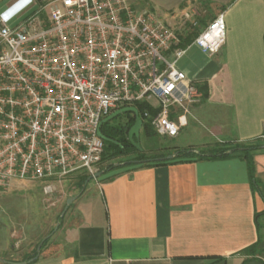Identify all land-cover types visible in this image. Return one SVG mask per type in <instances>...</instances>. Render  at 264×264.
Wrapping results in <instances>:
<instances>
[{
  "label": "crops",
  "instance_id": "1",
  "mask_svg": "<svg viewBox=\"0 0 264 264\" xmlns=\"http://www.w3.org/2000/svg\"><path fill=\"white\" fill-rule=\"evenodd\" d=\"M15 1L0 0V12ZM143 1L169 13L164 22L183 38L195 30L185 13L199 19V28L224 13L220 51L209 54L192 42L177 61L190 81L207 85L208 95L190 106L177 135L192 123L194 131L204 128L202 140L182 139L176 147L264 136V0ZM143 6L136 8L148 9ZM254 158L264 181V149ZM96 183L95 198L83 194L82 186L66 196V202L76 196L72 211L67 216L70 208H64L48 234L53 221L38 216L42 181L15 180L0 192L7 215L0 219V264H264V226L259 231L256 222L264 201L253 193L242 157L125 166ZM259 235L257 251H243ZM46 237L37 259H28Z\"/></svg>",
  "mask_w": 264,
  "mask_h": 264
},
{
  "label": "built area",
  "instance_id": "2",
  "mask_svg": "<svg viewBox=\"0 0 264 264\" xmlns=\"http://www.w3.org/2000/svg\"><path fill=\"white\" fill-rule=\"evenodd\" d=\"M184 21L199 27L189 12ZM225 34L221 12L193 43L216 54ZM182 43L130 0H17L1 11L0 192L15 180L42 181L47 193L68 175L97 178L101 122L125 106L146 103L156 112L138 110L143 124L176 137L203 97L177 65Z\"/></svg>",
  "mask_w": 264,
  "mask_h": 264
},
{
  "label": "trees",
  "instance_id": "3",
  "mask_svg": "<svg viewBox=\"0 0 264 264\" xmlns=\"http://www.w3.org/2000/svg\"><path fill=\"white\" fill-rule=\"evenodd\" d=\"M206 23H203V26ZM200 28L197 27L192 33H190L186 38H183V46H186L187 44H190L194 41L196 36L201 31ZM199 89L203 93V97L205 98L208 95V89L207 85H201ZM146 108H149L152 113H155L156 111L152 109L150 106H148L146 103H138V110L143 115L144 110ZM135 122V115L130 114L128 117V120L125 122V124H118V125H111L110 122L105 123L102 126V131L105 130L108 132L106 135L113 139L114 141H105V151L102 157V162L105 163L108 160H111L112 158L119 157V156H126L134 155L131 158H127L122 160L120 163L110 162L108 163L104 168H102V172L107 173L110 171H113L117 168L125 167V166H131V165H139V166H157V165H163V164H174V163H180V162H192L198 159H217V158H228L232 157L235 154L242 157L246 163H247V169L249 174V181L252 188L253 193H257L261 196V198L264 201V181L257 176L256 172V163H255V152L261 149H264V143H243V142H235V145H225L222 144L220 147L216 149H212L209 152H204L202 150L197 151L196 149H179L175 148L173 150H169V152H161V153H154V154H148L147 152L143 150H139L136 148L132 142L130 141L128 137V131L131 128V126ZM144 133L148 136L158 134L151 126L149 122H144ZM159 135V134H158ZM169 154H174L175 156L172 159H160L162 157H165ZM89 175L81 174L80 175V182L82 183V187L85 183V181L89 178ZM264 216V210L261 212L256 213V222H257V228L260 231L264 224L260 222V217ZM260 235L259 239L252 244L251 246L245 248L243 251L250 252V251H257L258 246L260 244ZM48 241V238L43 242L42 246L46 244ZM41 246V249H42ZM40 251L37 249L34 251V253L28 257V259H37V256Z\"/></svg>",
  "mask_w": 264,
  "mask_h": 264
},
{
  "label": "rangeland",
  "instance_id": "4",
  "mask_svg": "<svg viewBox=\"0 0 264 264\" xmlns=\"http://www.w3.org/2000/svg\"><path fill=\"white\" fill-rule=\"evenodd\" d=\"M140 2H138V0H130L131 4L133 5V7H137V4L140 5H145V8H148L147 10L153 12L160 20L164 21H169L170 20V15L169 13L163 14L162 11H159L155 8H151L150 7V3L147 4V1H143V0H139ZM144 7V6H143ZM201 29L204 28L202 22L200 23ZM169 57V56H168ZM171 58V57H169ZM132 114L131 112H126V113H122L119 116L115 117L113 120L110 121L111 125H118V124H125V122L128 120L129 115ZM199 129H197L196 131H194V127L193 124L191 123L189 126L185 127L181 134L179 136L176 137H168V136H162V135H151L148 136L144 133V126L142 127L141 130V136H140V142H141V147L142 150L147 152L149 155L150 154H154V153H161V152H169V150H173L176 147L177 144H180L181 140H189V139H194L196 142H199V140H202L203 137H201V130H204L203 127L198 126ZM260 139H257L255 141V143H259ZM251 141L246 142V143H252ZM222 144L225 145H235V142H223V143H213L212 145H209V147H205V145H202L200 143L194 144V147H190V146H184V147H180V149H196L197 151L202 150L204 152H209L212 149H216L218 147H220ZM134 155H129L128 157L126 156H119V157H115L112 158L111 160L106 161L103 165L102 168H104L108 163L110 162H115V163H120L122 162V160L127 159V158H131ZM240 157L239 155L235 154L232 157ZM101 175L97 178H88L83 187L82 183L80 182L79 178L81 174L78 175H68L67 177H65V179H63L61 182H53L54 184V190L50 191V192H42L39 191L40 193H38V195L40 196V209H39V217H42L45 221H48V223H51L53 221V226L50 227L47 232L50 233V231H52L55 223H56V219L57 216H59L65 206L67 205L66 202V196H69V194H75V193H80L78 192V186L81 187L84 191L83 194L93 197L95 198V195L98 192V185L96 183V181L98 179H100L101 176L105 175L104 172L100 171ZM74 181V183H73ZM65 182H68L69 186H65ZM99 193V192H98ZM72 205V202L68 205V209L70 208V206ZM67 209V210H68ZM72 211V209L70 208V210L67 211V216L70 215V212ZM7 215L5 214V210L3 207H0V219H4L6 218ZM260 222L262 224H264V216H262L260 218ZM54 233V232H53ZM263 233H264V228H263Z\"/></svg>",
  "mask_w": 264,
  "mask_h": 264
},
{
  "label": "water",
  "instance_id": "5",
  "mask_svg": "<svg viewBox=\"0 0 264 264\" xmlns=\"http://www.w3.org/2000/svg\"><path fill=\"white\" fill-rule=\"evenodd\" d=\"M126 112H132L134 113L135 115V122L134 124L131 126V128L129 129L128 131V137L130 139V141L132 142V144L138 148L139 150H142V147H141V142H140V136H141V130H142V127H143V119L138 111V109L134 106H125V107H122L120 109H117L115 110L114 112H112L110 115H108L107 117H105L102 122H101V127L107 123V122H110L111 120H113L115 117L119 116L120 114L122 113H126ZM99 135L106 141H114L113 139H111L110 137H108L107 135H105L103 132H102V129H100L99 131ZM175 155L174 154H169L165 157H162L160 159H172ZM101 175V172L98 173L96 175V177H99ZM91 177H89L90 179ZM76 198L75 197H71L68 199L67 201V205L65 207V210L68 208V205L73 201V199ZM65 210L63 211L62 215L65 214ZM48 237H46L44 240H46ZM44 240L39 244L38 246V251H40L41 249V245L42 243L44 242ZM33 260V259H31ZM0 261H5V260H2L0 259Z\"/></svg>",
  "mask_w": 264,
  "mask_h": 264
},
{
  "label": "flooded vegetation",
  "instance_id": "6",
  "mask_svg": "<svg viewBox=\"0 0 264 264\" xmlns=\"http://www.w3.org/2000/svg\"><path fill=\"white\" fill-rule=\"evenodd\" d=\"M103 133L106 135L108 132L105 130Z\"/></svg>",
  "mask_w": 264,
  "mask_h": 264
}]
</instances>
